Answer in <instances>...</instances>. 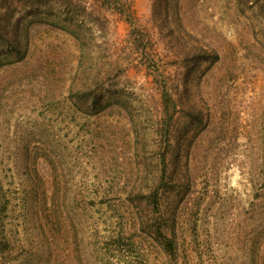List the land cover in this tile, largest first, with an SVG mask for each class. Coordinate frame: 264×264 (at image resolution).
Listing matches in <instances>:
<instances>
[{
	"label": "rangeland",
	"instance_id": "374dc122",
	"mask_svg": "<svg viewBox=\"0 0 264 264\" xmlns=\"http://www.w3.org/2000/svg\"><path fill=\"white\" fill-rule=\"evenodd\" d=\"M161 1L0 0V264H264V8Z\"/></svg>",
	"mask_w": 264,
	"mask_h": 264
},
{
	"label": "trees",
	"instance_id": "16d2710c",
	"mask_svg": "<svg viewBox=\"0 0 264 264\" xmlns=\"http://www.w3.org/2000/svg\"><path fill=\"white\" fill-rule=\"evenodd\" d=\"M262 2H263V4H262ZM162 3L165 4L166 9L165 8L164 9L167 10V12H168V9H167L168 0L161 1L159 3V5H161ZM258 3H261V5L259 6L260 8H264V0H259ZM36 5H38V4L36 3ZM15 6L17 9L21 8L18 5H15ZM159 8L161 9V6H159ZM155 13H157L156 7H155ZM199 50L201 52L197 56V59L200 61H205V60H208L210 58H214V59L219 58L218 54H215L214 56H212L205 49L201 48ZM12 53L15 56L14 60H16V61H21L25 58V53L22 52L21 44L18 41H16V43L13 47ZM166 109H167V111L170 110V108H167V106H166ZM152 204L155 207V209L159 208V203H158L157 198L155 196L153 197ZM124 232L120 231V233H118L116 235L117 238L114 240V242H115V244H117V246H116L115 250L123 253V255H125V256H127V258H129V261L127 262V264H148V259H147L145 249L142 248L140 245H138L134 241L132 235L128 231H126L125 233ZM156 233H157V235L162 236L161 238L164 239V243L167 247V250L169 252H172L173 248H174L173 241L168 239L167 237H165V235H164V233L160 227L158 229H156ZM125 237H128V239H129L128 242H125V240H126Z\"/></svg>",
	"mask_w": 264,
	"mask_h": 264
}]
</instances>
